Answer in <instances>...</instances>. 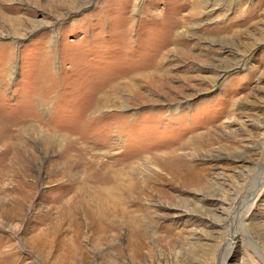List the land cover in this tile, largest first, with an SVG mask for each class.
I'll use <instances>...</instances> for the list:
<instances>
[{"label": "rangeland", "instance_id": "rangeland-1", "mask_svg": "<svg viewBox=\"0 0 264 264\" xmlns=\"http://www.w3.org/2000/svg\"><path fill=\"white\" fill-rule=\"evenodd\" d=\"M260 180L264 0H0V264H264Z\"/></svg>", "mask_w": 264, "mask_h": 264}, {"label": "bare ground", "instance_id": "bare-ground-1", "mask_svg": "<svg viewBox=\"0 0 264 264\" xmlns=\"http://www.w3.org/2000/svg\"><path fill=\"white\" fill-rule=\"evenodd\" d=\"M175 111H178V110L176 109ZM262 171H263V170H262ZM260 173H261V172H260ZM259 176H260V175H259ZM258 180H259V179H258ZM259 183H260V184L264 183V180H260V181L258 182V184H259ZM258 184H257V186H255V187H258ZM260 184H259V185H260ZM255 187H254V188H255ZM255 189H256V188H255ZM252 195H253V194H251V196H252ZM244 207H245V206H244ZM237 210H238V209H237ZM244 222H245V221H244ZM243 232H244V231H243ZM193 250H194V249H193ZM255 250H256V247H255ZM258 255L260 256V253H258ZM261 258H262V255H261ZM263 259H264V258H263ZM226 260H227V259L224 260L223 264H226Z\"/></svg>", "mask_w": 264, "mask_h": 264}]
</instances>
